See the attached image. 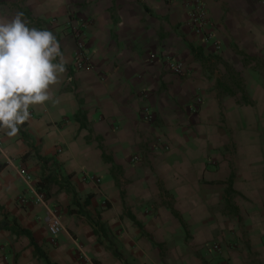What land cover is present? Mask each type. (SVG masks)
Wrapping results in <instances>:
<instances>
[{
    "label": "crops",
    "instance_id": "crops-1",
    "mask_svg": "<svg viewBox=\"0 0 264 264\" xmlns=\"http://www.w3.org/2000/svg\"><path fill=\"white\" fill-rule=\"evenodd\" d=\"M202 1L217 51L181 0H0L65 66L16 135L0 129V264H46L30 240L51 264H264V0Z\"/></svg>",
    "mask_w": 264,
    "mask_h": 264
},
{
    "label": "clouds",
    "instance_id": "clouds-1",
    "mask_svg": "<svg viewBox=\"0 0 264 264\" xmlns=\"http://www.w3.org/2000/svg\"><path fill=\"white\" fill-rule=\"evenodd\" d=\"M23 16L0 21V129L9 136L29 119L31 106L50 99V86L65 71L56 36L29 27Z\"/></svg>",
    "mask_w": 264,
    "mask_h": 264
},
{
    "label": "built area",
    "instance_id": "built-area-1",
    "mask_svg": "<svg viewBox=\"0 0 264 264\" xmlns=\"http://www.w3.org/2000/svg\"><path fill=\"white\" fill-rule=\"evenodd\" d=\"M187 9V24L189 28L202 39V42L205 45H211L217 51L220 49V44L216 41L215 37L206 30V26L208 24L207 12L205 9L204 2L202 0H181ZM79 24L76 27H69L70 33H72L75 37V50L73 54V63L72 67L76 71L90 69L91 61L90 54L86 46V41L82 36V31L85 26L84 21H79ZM168 70L171 73L182 75L183 74V65L180 62L174 60L167 61ZM141 120L144 123L153 122V115L144 111L140 115ZM137 159L134 158V161ZM25 181L28 184H31V178L29 176H25ZM35 202L39 204L46 205V200L44 195L35 189ZM47 224L49 233L52 237H55L60 232V223L57 217V214L54 210L50 209L47 217ZM218 249V247H215Z\"/></svg>",
    "mask_w": 264,
    "mask_h": 264
},
{
    "label": "trees",
    "instance_id": "trees-1",
    "mask_svg": "<svg viewBox=\"0 0 264 264\" xmlns=\"http://www.w3.org/2000/svg\"><path fill=\"white\" fill-rule=\"evenodd\" d=\"M51 182L53 181V183H56L58 186H63L65 189L67 188L66 186H68L67 184H65V182H63L62 179L56 177V176H49L48 178ZM47 179V180H48ZM46 180V181H47ZM68 189V188H67ZM76 203V202H75ZM89 203V198L85 200V204L87 205ZM17 233H21V234H24V235H28L27 232L25 231H22V230H17ZM30 237V236H29ZM30 247L33 249V254L36 255L39 259H42L46 264H51L45 254L36 246V244L30 240ZM114 252V255L118 258H120L121 256L115 251L113 250Z\"/></svg>",
    "mask_w": 264,
    "mask_h": 264
}]
</instances>
